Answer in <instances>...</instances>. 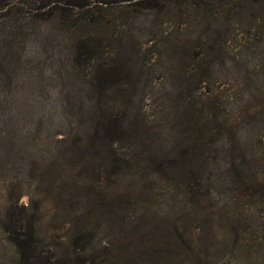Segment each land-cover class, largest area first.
<instances>
[{
  "label": "rangeland",
  "instance_id": "obj_1",
  "mask_svg": "<svg viewBox=\"0 0 264 264\" xmlns=\"http://www.w3.org/2000/svg\"><path fill=\"white\" fill-rule=\"evenodd\" d=\"M108 1H87L105 43L96 56L111 57L118 43L132 40V58L144 63L143 86L128 89L143 95L140 115L170 155L182 150L169 142L176 121L163 97L168 85L162 63L178 40L187 50L180 73H201L195 62L202 52V24L212 31L220 16L226 32L215 37L221 47L196 95L204 91L215 108L221 104L213 125H225L223 134L209 146L199 185L157 175L144 169L143 161L139 167L122 161L133 150L139 158L144 155V149L131 148L132 139L119 141L108 158L85 159L89 169L79 174L77 153L61 137L77 132L85 139L91 131L87 124L67 122L61 96L94 91L92 69L77 60L65 62L78 32L33 17L16 2L12 12L23 11L32 23L17 29L12 17L0 18V36L7 32L4 43H12L21 57L13 56L19 68L12 75L0 60V135L5 115H15L13 134L0 149V264H22L7 232L10 209L33 215L38 252L48 263L264 264V28L255 18H242L263 10L243 8V0H214L217 7L210 11L215 14L206 16L196 0H157L168 11L155 17L134 0ZM240 149L246 160L240 159Z\"/></svg>",
  "mask_w": 264,
  "mask_h": 264
},
{
  "label": "trees",
  "instance_id": "obj_2",
  "mask_svg": "<svg viewBox=\"0 0 264 264\" xmlns=\"http://www.w3.org/2000/svg\"><path fill=\"white\" fill-rule=\"evenodd\" d=\"M18 1L25 5L26 10H24L26 12L33 13V17L40 16V19L47 23L55 22L63 29L65 28V32H78L73 35L72 42L69 44L72 51L70 56L66 57L65 62L77 60L81 66H88L92 69L91 85L94 91L87 92L85 95L74 93L61 96V103L65 104L67 122L87 124L88 130L91 131L86 134L87 138L85 139H81L77 132L72 135L68 133L61 137L62 141L68 140L71 150L77 153L78 158H76L77 162L74 167L79 171L78 173L83 174L89 169L85 159H90L94 163V160L100 156L108 158V156L115 154L117 148L115 145L119 141L132 139L130 141L131 148L136 145L137 148L144 149V155L139 158L134 155L136 150H133L130 155H123L122 161L131 162L136 167H139L143 161L142 163L145 162L144 169L148 167L157 175L158 173L165 175L167 173L183 178L188 186L199 185L202 175L206 172L205 163H207L209 146L220 139L219 137L222 136L225 128V125L222 124L220 127L217 123L213 125L214 122H217L214 110L219 108L221 104L215 108L210 103V95H205L204 91H200L202 95H198V93L196 95L197 90L199 91L203 87L207 77L211 74L212 61L216 58L221 47L215 37L221 31L226 32L219 19L220 16H217L218 24L212 31L207 23L202 24L203 39L199 43L202 52L198 61L195 62V67L201 69V73H197L196 69L195 73L192 74L180 73V65L187 50L178 40L170 44L171 47L167 52L168 59L162 63L163 79H167L166 85H168L166 91H163L165 92L163 97L167 99L166 109L169 106L174 108L172 113L175 115L176 121V129L171 133L169 142L175 149L182 150L180 154L176 152L174 155H170L165 152L164 143L160 142L158 132L151 131L140 115L142 113L139 103L142 101L143 95L137 96L128 89L138 85L143 86L144 63L139 61V57L132 58V40L118 43L111 57L99 59L96 55L99 50L104 48L103 44L105 43H102V37L98 34L101 22L92 16L90 7L87 6L88 0H0V18L12 17L17 21V29L24 28L25 30L29 28L32 20L30 18L24 19L25 13L23 11L19 12L20 16L12 12V7ZM93 1H97L101 5H107L109 2L108 0ZM215 1L219 2L220 0ZM215 1L196 0L194 4L207 16L208 13L215 14L211 12L217 7L214 5ZM226 3L229 4L230 2L226 1ZM133 4L139 10L152 11L155 17H159L168 11L157 0H134ZM245 6H255L263 10L260 15H253L251 12L242 15L243 19H257L259 26L263 29L264 0H243L242 7L246 8ZM29 7L35 8V11L30 10ZM1 34L0 60L5 61L12 75L19 68L12 60L13 56H16L15 50L12 43L9 45L4 43L7 32ZM24 34H26L25 31ZM41 35L43 34L41 33ZM33 38L37 40L38 34H33ZM212 50L213 55H211ZM66 67H69L68 63ZM11 75L7 78L9 83L14 78ZM135 96L138 97V104ZM11 112L5 115L6 127L0 135V138L2 137L1 150L2 145L6 146V141H9L10 135L13 134L10 123L15 119V115H12ZM197 123H200V127H197ZM210 125H213L212 129ZM69 147L66 148L67 153ZM61 154H65V151H60L59 155ZM241 154H244V149L239 150V155L240 159L246 160ZM51 162L47 165L46 171L50 169ZM238 165L242 166V163H238ZM16 205L15 203L13 206L16 207ZM10 210L7 214V232L19 253L21 263L58 264V261L48 263L47 259L40 258L34 238L33 215L15 212L14 209Z\"/></svg>",
  "mask_w": 264,
  "mask_h": 264
}]
</instances>
